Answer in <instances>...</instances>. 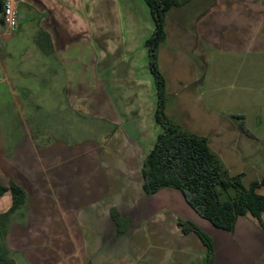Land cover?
Segmentation results:
<instances>
[{
  "label": "crops",
  "instance_id": "obj_1",
  "mask_svg": "<svg viewBox=\"0 0 264 264\" xmlns=\"http://www.w3.org/2000/svg\"><path fill=\"white\" fill-rule=\"evenodd\" d=\"M4 1L0 186L15 183L26 193L7 224L11 261L208 264L207 247L196 233L183 232L182 221L212 238L211 264H264L257 219L244 216L233 232L219 230L179 190H143L144 162L162 132L146 47L155 24L146 2L16 0L19 29L10 32L3 25ZM176 1L158 50L166 92L169 85L195 86L187 98L209 103L201 105L194 126L193 114L182 124L166 112L208 138L231 175L245 177L243 165L253 157L256 169L264 167V151L253 152L247 140L236 146L238 129L227 122L231 111L217 118L211 102H261L255 118L260 123L264 116V0ZM11 206L8 191L0 196V215ZM244 223L255 230L256 246L243 240L240 255L228 249L224 256L230 243L239 245L233 237Z\"/></svg>",
  "mask_w": 264,
  "mask_h": 264
},
{
  "label": "trees",
  "instance_id": "obj_2",
  "mask_svg": "<svg viewBox=\"0 0 264 264\" xmlns=\"http://www.w3.org/2000/svg\"><path fill=\"white\" fill-rule=\"evenodd\" d=\"M154 20L153 36L146 42L150 54V70L158 96L156 123L162 132L143 167V190L153 195L164 188L179 190L188 205L216 229L233 232L244 216L257 219L264 232V178L243 184L244 175L233 176L206 137L192 133L168 116L166 82L158 67V50L166 39V15L178 5L176 0H144ZM10 191L12 206L0 215V264H14L9 258L7 227L10 216L26 201L19 185L0 186V196ZM184 233H196L208 249V264L213 257L212 238L191 222H179Z\"/></svg>",
  "mask_w": 264,
  "mask_h": 264
},
{
  "label": "rangeland",
  "instance_id": "obj_3",
  "mask_svg": "<svg viewBox=\"0 0 264 264\" xmlns=\"http://www.w3.org/2000/svg\"><path fill=\"white\" fill-rule=\"evenodd\" d=\"M195 86H188L186 84H177L175 86H168L167 90H169L170 93H167V100H166V110L170 115H176L178 116L179 122H188V116L193 114V126L196 125L201 119V115H199V112L206 106L208 101L199 100L196 101L194 97L190 95V98H187L188 90L194 91ZM216 112H217V118L221 115H218L221 112L227 113L228 110L231 111L232 116L227 117L228 124L233 125L235 129L237 128L238 131L234 134V139L237 143L236 146H240L239 142L243 144L245 140L251 142L253 146H255L253 152L256 151H264V116L259 117L258 121L256 120V105L257 103L261 102H246L239 98L231 99L230 101L225 100H217L216 102ZM204 107H202V106ZM211 105V104H210ZM255 105V107H254ZM253 109V110H250ZM209 110H212L209 108ZM249 113L247 116L242 117V115ZM189 114V115H188ZM240 115V116H239ZM199 116V117H197ZM242 117V118H241ZM189 123H191L189 121ZM183 124V123H182ZM192 125V124H191ZM192 126V127H193ZM256 150V151H255ZM250 151V149L248 150ZM261 160V159H260ZM256 158L253 157V159L246 162L245 165H243V169L246 173L245 177L243 178V184L245 186H249L251 182L258 180L260 177L264 175V167L256 169ZM255 230L252 228V226H246V224H240L237 226L236 233L233 237L234 242L238 240L239 245H236L235 247L232 246V243H230L229 246L224 248L222 254L225 256L227 250H231L234 256L240 255L242 251H244V241L250 240L251 246H256V236L254 234ZM221 255V256H223Z\"/></svg>",
  "mask_w": 264,
  "mask_h": 264
},
{
  "label": "built area",
  "instance_id": "obj_4",
  "mask_svg": "<svg viewBox=\"0 0 264 264\" xmlns=\"http://www.w3.org/2000/svg\"><path fill=\"white\" fill-rule=\"evenodd\" d=\"M3 25L10 32L19 29L20 15L17 10L16 0H5L2 5Z\"/></svg>",
  "mask_w": 264,
  "mask_h": 264
}]
</instances>
